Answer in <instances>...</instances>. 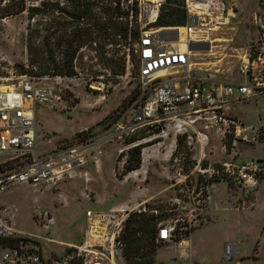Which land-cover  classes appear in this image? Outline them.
Segmentation results:
<instances>
[{"label":"rangeland","instance_id":"1","mask_svg":"<svg viewBox=\"0 0 264 264\" xmlns=\"http://www.w3.org/2000/svg\"><path fill=\"white\" fill-rule=\"evenodd\" d=\"M174 1L180 4L183 1L185 5L186 0ZM223 2L227 13L231 14L230 22L212 35L211 51L193 54L192 63L196 72L192 75L210 76L217 81H235L238 84L245 82L243 75H239V55L257 41L253 18L258 9L255 0ZM18 3V0H0V88L10 86L14 76L30 74L34 72L31 67H36L35 76L47 78L37 80V87L54 92L51 100L36 109L38 149L55 150L92 136L102 139L96 144L101 153L96 161L91 159L58 181L15 187L0 195V218L19 232L52 239L55 244L50 245L49 250L62 254L67 246L81 243L85 214L89 211L107 212L120 207L141 210L144 204L160 211L166 208L176 210L174 200L181 199L190 204H187L188 208H199L193 214L201 213L197 215L198 226L190 236V251L194 260L219 264L224 259V247L229 244L236 245L238 252L226 264H264V258L260 257L261 247L264 248V212L261 206L256 205L255 191L240 185L228 187L224 182H213L208 175L198 174L189 163L186 164L191 155L197 156L196 149L189 153L187 142L191 140L180 135L175 140L171 128L162 125L157 133L150 136L147 135L150 127L124 131L129 102L143 89L132 66L128 46H124L121 40L112 41L105 46L103 61L97 58L95 51L84 46L74 57L72 74L63 69H51L46 75H39L41 65L30 64L27 53L29 20L26 10L4 17L7 12L17 10ZM53 14L57 18L62 17L57 11ZM36 21L39 23L36 45L43 51L40 60L50 58L61 64L66 49L65 46H55V43L63 32L59 31L52 37L50 49L45 51L43 38L47 32L44 24L49 20L44 14L38 15ZM80 26L86 25L82 22ZM146 27V30L161 28L154 25V28ZM68 29L73 28L68 26ZM122 64L124 72L120 75L117 70ZM263 103V100L256 99L230 105L228 114L243 124L244 132L237 138L236 144H232L233 150L227 153V157L223 156L213 131L205 130L202 124H195V129L209 138L203 161L214 164L232 157L236 162H256L260 168L258 201L264 200V126L260 124H264ZM86 132L90 134L86 135ZM142 132H146V137L134 143H125L132 135L144 136ZM136 146H142L140 168L124 174L128 151ZM3 159L0 157V161ZM182 160H185L183 166L191 176L183 187H173L171 180ZM206 197H210L206 203L200 202ZM180 207H185V204ZM254 208L257 211L251 214ZM183 214L177 209L169 216H158L166 219L180 215L184 218ZM45 215L52 219L51 223L47 222ZM173 250L170 246L158 248L156 263L168 261Z\"/></svg>","mask_w":264,"mask_h":264},{"label":"built area","instance_id":"2","mask_svg":"<svg viewBox=\"0 0 264 264\" xmlns=\"http://www.w3.org/2000/svg\"><path fill=\"white\" fill-rule=\"evenodd\" d=\"M40 1L24 0V4L26 8L39 6ZM133 2L139 10L136 54L138 78L143 89L126 111L124 120H127V127L124 131L133 132L143 127L158 129L164 125L171 128L175 140L177 135L191 140L187 142L189 153L196 149L197 156L191 155L186 164L189 163L201 176L208 175L213 182L221 181L228 185L249 187L258 184L260 168L256 162L241 163L231 157L203 166L209 139L195 129V124H202L205 129L213 131L223 156L227 157V153L233 150L232 144L235 145L244 132L243 124L228 115L229 106L264 97V0H255L258 11L253 19L257 41L240 53L239 73L245 82L235 85H208V81L192 75L193 54L205 52H191L189 46L208 43L211 51L212 35L230 22L231 14L227 13L223 0H186L185 25L176 28V35L168 34L163 38L159 36V29L146 30V26L155 27L166 0H130L129 4ZM82 22L83 19L77 21L79 25ZM140 22L143 25L140 26ZM179 28L185 30L182 38ZM181 45L184 50L180 49ZM31 69L34 72L14 76L10 86L0 88V157L4 158L0 161V195L15 187L58 181L91 159L96 161L101 153L96 144L102 139L92 136L49 152L38 150L36 109L51 100L54 92L37 87V80L47 78L35 76L36 67ZM160 72L164 74L159 75ZM228 139L232 141L230 149L227 148ZM184 161L172 177L173 187H183L190 179L191 173H187ZM207 198L200 202L206 203ZM174 203L177 204L176 210L183 211L184 218L175 215L159 222L156 242L174 247L178 258L154 264H202L189 260L190 236L198 226L197 215H201L193 213L199 208H188V203L181 199H175ZM181 204L185 207H180ZM141 206V210L120 207L107 212H87L81 243L67 246L62 254L49 250V246L55 244L52 239L19 232L0 218V264H128L119 238L130 213L142 212L156 217L161 214L169 216L176 211L174 208L160 211L147 204ZM45 218L48 223L52 222L48 215ZM237 252L236 245L226 244L224 259L219 264H226Z\"/></svg>","mask_w":264,"mask_h":264},{"label":"trees","instance_id":"3","mask_svg":"<svg viewBox=\"0 0 264 264\" xmlns=\"http://www.w3.org/2000/svg\"><path fill=\"white\" fill-rule=\"evenodd\" d=\"M17 10L7 12L5 16L15 15L26 10L28 14L26 48L30 64L41 65L39 75H46L51 69L65 70L66 73H73V60L79 49L87 46L97 53L100 61L105 59L104 49L111 42H124L131 51L132 64L138 77V59L136 45L139 39V10L135 2L128 4V0H41L39 6L27 7L24 0H18ZM59 1H62L61 5ZM57 11L62 17H55L53 12ZM46 15L49 22L44 24L47 35L43 38V49H50V40L57 32L62 31V35L56 40L55 46H65L66 53L61 64H57L50 58L42 59L40 47L36 45L39 34V23L36 21L38 15ZM84 20L85 27H81L77 21ZM186 23V11L184 2L178 3L174 0H166L162 6L155 27H180ZM68 26L73 28L68 29ZM113 38V39H112ZM112 39V40H111ZM95 44V47L93 46ZM103 63V62H102ZM112 69V68H111ZM124 72L122 64L117 70L118 74ZM137 95L130 100L129 105L135 101ZM208 130V129H205ZM146 132H142L144 134ZM157 133V129L149 128L148 136ZM207 135V134H205ZM142 137L132 135L125 141L126 144L141 140ZM208 137V135H207ZM209 139V138H208ZM231 139L227 140V148H231ZM209 142L204 150L206 151ZM63 147V146H61ZM142 146H136L128 151V160L124 168V174L140 168ZM39 150V149H38ZM212 150V149H211ZM210 150V151H211ZM40 152H49L44 149ZM51 151V150H50ZM208 154H211L209 152ZM208 164L203 161V166ZM228 187H231L227 184ZM244 188V187H243ZM151 207V206H149ZM163 220L161 216H151L145 213H132L124 223L119 241L122 245V252L128 264H154L157 249L166 245L156 242L157 224Z\"/></svg>","mask_w":264,"mask_h":264},{"label":"crops","instance_id":"4","mask_svg":"<svg viewBox=\"0 0 264 264\" xmlns=\"http://www.w3.org/2000/svg\"><path fill=\"white\" fill-rule=\"evenodd\" d=\"M194 72H196V71H193V73ZM239 75H240V73H239ZM193 76H195V75H193ZM195 78H197V79H200V80H203V81H208V85H210V84H212V83H226V84H237V83H235V81H231V82H224V81H217V80H214V79H211L210 78V76H203V77H200V76H195ZM243 83V82H242ZM238 84H240V83H238ZM258 99H261V100H263L264 101V97H260V98H258ZM257 99V100H258ZM256 100V99H255ZM230 102H233L232 101V99H230L229 100ZM264 104V103H263ZM231 105H235V104H231ZM230 110V106H229V109H228V111ZM228 111H227V113H228ZM229 115V114H228ZM263 115H264V105H263ZM230 116V115H229ZM230 117H232V116H230ZM235 118V117H234ZM261 120V118H259V121ZM260 123V122H259ZM261 124V126L263 127L264 126V124H262V123H260ZM242 153V152H241ZM260 186V184H256L255 186H249V187H244L245 189H247V190H250V191H255V202H256V205H257V207L258 206H261L262 207V212H264V200H262V201H258L257 200V194H258V192H259V187ZM209 199H210V197H209ZM143 201H145V200H143ZM256 211H257V209H255L254 208V211H252L251 212V214H254V213H256ZM192 234H193V232H192ZM262 237H263V239L262 240H264V234L262 235ZM170 245H166L165 247H169ZM170 247H172V246H170ZM190 247H191V244H190ZM263 247V246H262ZM261 247V256L260 257H262V258H264V254L262 253L263 251H264V248H262ZM174 250H173V253H172V255H171V257H170V259L169 260H171L172 258H178V254H177V252H176V249L174 248V247H172ZM189 251H190V249H189ZM244 256H241V258H243ZM256 259H259V258H256ZM256 259H253V260H256ZM168 260V261H169ZM189 260H192V261H194V262H197V263H202V262H199V261H196V260H194L193 258H192V255H191V251H190V253H189ZM168 261H166V262H168ZM231 261V260H230ZM229 261V262H230ZM202 264H204V263H202ZM218 264V263H217Z\"/></svg>","mask_w":264,"mask_h":264},{"label":"water","instance_id":"5","mask_svg":"<svg viewBox=\"0 0 264 264\" xmlns=\"http://www.w3.org/2000/svg\"><path fill=\"white\" fill-rule=\"evenodd\" d=\"M176 28L178 27H174V28H160V32H159V36L161 38L165 37L168 34H177ZM189 50L191 52H207L209 51V44L208 43H204V44H191L189 46Z\"/></svg>","mask_w":264,"mask_h":264},{"label":"bare ground","instance_id":"6","mask_svg":"<svg viewBox=\"0 0 264 264\" xmlns=\"http://www.w3.org/2000/svg\"><path fill=\"white\" fill-rule=\"evenodd\" d=\"M178 31H179L180 37L182 38L183 37V34H184V31H185L184 28H179ZM180 49L181 50H184V47L181 45L180 46ZM193 66H194V64H193ZM163 74H164V72H160L159 75H163Z\"/></svg>","mask_w":264,"mask_h":264}]
</instances>
